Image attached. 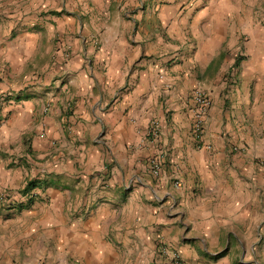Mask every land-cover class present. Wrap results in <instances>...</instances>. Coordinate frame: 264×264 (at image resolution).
Wrapping results in <instances>:
<instances>
[{
    "label": "crops",
    "instance_id": "0c3cea01",
    "mask_svg": "<svg viewBox=\"0 0 264 264\" xmlns=\"http://www.w3.org/2000/svg\"><path fill=\"white\" fill-rule=\"evenodd\" d=\"M7 93L0 264H264V0H0Z\"/></svg>",
    "mask_w": 264,
    "mask_h": 264
},
{
    "label": "built area",
    "instance_id": "2783aa9c",
    "mask_svg": "<svg viewBox=\"0 0 264 264\" xmlns=\"http://www.w3.org/2000/svg\"><path fill=\"white\" fill-rule=\"evenodd\" d=\"M66 58L69 57V53L65 54ZM9 94L0 95V101H8ZM190 104V113L192 117V133L194 141L197 145L202 146L205 144L204 127L208 117L209 111L212 106V99L207 91L201 88H195L192 90ZM148 135L153 139H157L160 135V124L159 121L153 120L148 127ZM151 173L154 177H159L163 169V160L161 156L155 157L150 163ZM176 185H179L180 181H175ZM35 188L27 191L25 194L20 191L23 197L36 198L37 193ZM18 199L15 198V194L10 188L3 187L0 189V208L10 210L17 203ZM89 206V205H88ZM86 206V207H88ZM86 209L84 212L87 213ZM157 250L162 256H167L171 264H183V260L179 251L171 249L167 244L160 243L157 245Z\"/></svg>",
    "mask_w": 264,
    "mask_h": 264
},
{
    "label": "trees",
    "instance_id": "16d2710c",
    "mask_svg": "<svg viewBox=\"0 0 264 264\" xmlns=\"http://www.w3.org/2000/svg\"><path fill=\"white\" fill-rule=\"evenodd\" d=\"M36 186H37L36 181H29V182L27 183V185L25 186L24 190H21V191L25 194L27 191H29V190L35 188ZM33 200H34V198H29L28 201H29V202H32Z\"/></svg>",
    "mask_w": 264,
    "mask_h": 264
}]
</instances>
